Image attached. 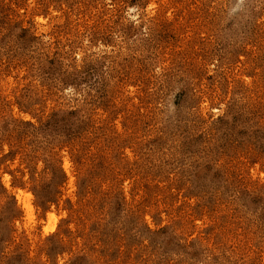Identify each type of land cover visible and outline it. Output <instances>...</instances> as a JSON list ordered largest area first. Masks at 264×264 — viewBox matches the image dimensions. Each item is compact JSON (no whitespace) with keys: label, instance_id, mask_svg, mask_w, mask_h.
Here are the masks:
<instances>
[{"label":"rangeland","instance_id":"rangeland-1","mask_svg":"<svg viewBox=\"0 0 264 264\" xmlns=\"http://www.w3.org/2000/svg\"><path fill=\"white\" fill-rule=\"evenodd\" d=\"M0 264H264V0H0Z\"/></svg>","mask_w":264,"mask_h":264}]
</instances>
